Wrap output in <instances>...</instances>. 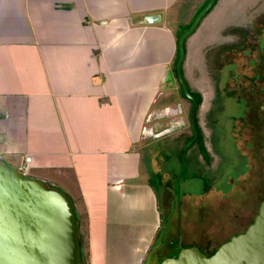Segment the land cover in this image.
<instances>
[{"label":"crops","instance_id":"obj_1","mask_svg":"<svg viewBox=\"0 0 264 264\" xmlns=\"http://www.w3.org/2000/svg\"><path fill=\"white\" fill-rule=\"evenodd\" d=\"M184 3L0 0V162L18 172L29 157L27 178L69 198L85 222L87 264L161 261L147 259L162 226L147 143L192 135L173 70L183 24L170 17ZM211 13L183 63L201 134L218 91L206 60V30L220 17ZM149 15L160 22L147 25Z\"/></svg>","mask_w":264,"mask_h":264},{"label":"rangeland","instance_id":"obj_2","mask_svg":"<svg viewBox=\"0 0 264 264\" xmlns=\"http://www.w3.org/2000/svg\"><path fill=\"white\" fill-rule=\"evenodd\" d=\"M184 2L181 12L171 14L174 24H188L204 0ZM218 14L206 30L211 36L205 42L207 67L218 90L209 124L201 125L208 155L189 144V129L179 131L174 139L147 143L151 181L162 213L148 260L162 261L189 247L212 252L246 230L264 198V125L260 121L264 118V0H219L210 15ZM257 42L258 52L257 47L252 49ZM258 53L259 63L254 59ZM237 80L242 84L240 92ZM186 105L188 114L191 103ZM78 224L85 231L83 216H78ZM80 238L81 264H87V243Z\"/></svg>","mask_w":264,"mask_h":264},{"label":"water","instance_id":"obj_3","mask_svg":"<svg viewBox=\"0 0 264 264\" xmlns=\"http://www.w3.org/2000/svg\"><path fill=\"white\" fill-rule=\"evenodd\" d=\"M215 2L208 0L177 41L176 77L192 102L189 119L196 140L200 102L184 79L185 42ZM160 20V15L144 17L147 25ZM81 260L76 215L69 198L0 162V264H81ZM158 264H264V198L246 230L221 244L212 255L206 256L197 247L182 248L177 256Z\"/></svg>","mask_w":264,"mask_h":264},{"label":"trees","instance_id":"obj_4","mask_svg":"<svg viewBox=\"0 0 264 264\" xmlns=\"http://www.w3.org/2000/svg\"><path fill=\"white\" fill-rule=\"evenodd\" d=\"M217 1H218V0H216L214 6L216 5ZM207 2H208V0H204V2L200 5V7H198V9L195 11V13H194L192 19L190 20V22H189L188 24H186V25L181 26L180 31L177 33V41H178L179 36H180V35H181L186 29H188V27L190 26V24H191L192 21L194 20L195 16H196V15L200 12V10H201V9L207 4ZM214 6H213V8H214ZM213 8H212V9H213ZM212 9H211V10H212ZM211 10H210L209 12H211ZM209 12H208V14H209ZM177 55H178V50L176 51V57H175V60H174V62H173V70H174L175 72H176V70H175V64H176V60H177ZM181 91H182L183 96L185 97L182 88H181ZM199 135H200V140H198V141L194 140V138H195L194 133L192 134V138H191V139H192V141L194 140V144H197L199 151L203 152V153L207 156V155H208V152H207V150H206V148H205V146H204V144H203V141H202V137H201L200 132H199ZM151 183H152V181H151ZM152 185H153V184H152ZM48 188H50V187H48ZM50 189H53V188H50ZM56 190H58V189H56ZM59 191H60V190H59ZM71 204H72V203H71ZM75 215H76V214H75ZM76 222H77V228H78V218H77V216H76ZM78 236H79V241H80V246H81V240H80L81 238H80V235H79V230H78ZM81 256H82V259L84 260L83 252H82V247H81ZM176 256H177V255H176Z\"/></svg>","mask_w":264,"mask_h":264},{"label":"flooded vegetation","instance_id":"obj_5","mask_svg":"<svg viewBox=\"0 0 264 264\" xmlns=\"http://www.w3.org/2000/svg\"><path fill=\"white\" fill-rule=\"evenodd\" d=\"M258 38V37H257ZM257 45H258V42H257V44H254V46L252 47V49L255 47H257ZM258 48V47H257ZM259 51V48L257 49V52ZM227 54H225V56H226ZM259 53L256 55V57H254V59L256 58V60L258 61V59H259ZM258 63H259V61H258ZM257 63V64H258ZM259 65V64H258ZM230 66H233V64L231 63L230 64ZM233 69H234V71H233ZM232 69V71L234 72L233 73V78L236 80L237 79V75H238V70L235 68V66H234V68ZM259 75H258V73H256V76H255V79L258 77ZM237 83H238V88H239V92H240V90H241V83L239 82V80H237L236 81ZM187 83V82H186ZM181 87V86H180ZM242 92V91H241ZM231 93V92H230ZM192 94V93H191ZM226 94H229V92H227V88H226ZM186 97V96H185ZM233 97H235V99H236V101L238 102L240 99H238L237 100V98H238V96H236V95H233ZM199 100V99H198ZM192 103V102H191ZM191 107H192V104H191ZM191 110V109H190ZM189 114H190V112H189ZM260 121L262 122V124L264 125V118H260ZM177 123V124H176ZM175 123V126H172L173 128H175V129H179V128H181V123H179V122H176ZM196 123H197V121H196ZM189 124H190V119H189ZM190 127H191V124H190ZM197 128H198V125H197ZM166 130L167 129H169V128H165ZM165 129H163L162 131H164ZM191 130H192V128H191ZM198 131L200 132V130L198 129ZM194 132H193V130H192V134H193ZM159 134V133H158ZM200 134H201V132H200ZM195 136V135H194ZM201 137H202V134H201ZM191 138H192V135H191ZM194 140H196L195 138H194ZM194 140L192 141V139L190 140V142H189V144L191 143V145H193L194 144ZM199 140H200V135H199ZM196 141H198V140H196ZM202 141L204 142V140H203V137H202ZM190 145V146H191ZM195 145H197V144H195ZM205 146V145H204ZM198 147V146H197ZM230 239V238H229ZM217 249V248H216ZM216 249L215 250H213L212 252L210 251H207V250H205L204 249V251H203V253L206 255V256H210V255H212L215 251H216Z\"/></svg>","mask_w":264,"mask_h":264},{"label":"built area","instance_id":"obj_6","mask_svg":"<svg viewBox=\"0 0 264 264\" xmlns=\"http://www.w3.org/2000/svg\"><path fill=\"white\" fill-rule=\"evenodd\" d=\"M30 162L29 157H24L23 164L18 168V172L21 176L26 177L28 176V163Z\"/></svg>","mask_w":264,"mask_h":264}]
</instances>
